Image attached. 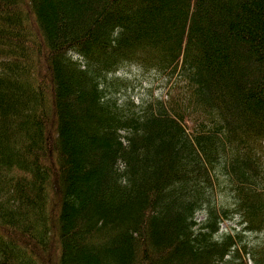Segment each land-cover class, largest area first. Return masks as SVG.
Returning a JSON list of instances; mask_svg holds the SVG:
<instances>
[{"label":"trees","instance_id":"16d2710c","mask_svg":"<svg viewBox=\"0 0 264 264\" xmlns=\"http://www.w3.org/2000/svg\"><path fill=\"white\" fill-rule=\"evenodd\" d=\"M0 264H264V0H0Z\"/></svg>","mask_w":264,"mask_h":264},{"label":"rangeland","instance_id":"374dc122","mask_svg":"<svg viewBox=\"0 0 264 264\" xmlns=\"http://www.w3.org/2000/svg\"><path fill=\"white\" fill-rule=\"evenodd\" d=\"M30 24H32L30 22ZM33 25V24H32ZM33 31V29H31ZM40 64V67L42 69H45L44 68V64L39 62ZM123 74H121V72L117 73L118 75H122L123 78H125L126 80H128L129 82L131 83H134L136 82V87L138 86L139 82H141V86H145V84H147V80H154L155 78V74L154 72L150 71V72H147V69H144V67H134L133 64L127 62L125 64V66L123 67V69H121ZM147 79V80H146ZM162 80V79H161ZM161 81L160 79H155V81L151 84H159ZM139 93H144L142 89H138ZM158 92V91H157ZM232 223L230 222H222L221 226H220V229H228V227L231 225Z\"/></svg>","mask_w":264,"mask_h":264}]
</instances>
